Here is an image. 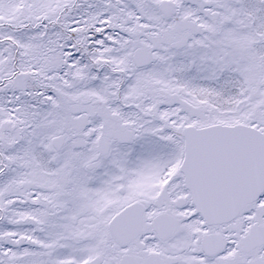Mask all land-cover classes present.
Returning a JSON list of instances; mask_svg holds the SVG:
<instances>
[{"label":"snow or ice","instance_id":"1","mask_svg":"<svg viewBox=\"0 0 264 264\" xmlns=\"http://www.w3.org/2000/svg\"><path fill=\"white\" fill-rule=\"evenodd\" d=\"M0 264H264V0H0Z\"/></svg>","mask_w":264,"mask_h":264}]
</instances>
